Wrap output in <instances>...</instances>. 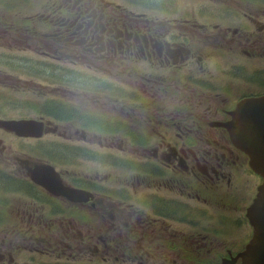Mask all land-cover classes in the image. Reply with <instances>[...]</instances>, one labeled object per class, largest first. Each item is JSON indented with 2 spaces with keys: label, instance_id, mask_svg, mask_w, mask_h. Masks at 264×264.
Instances as JSON below:
<instances>
[{
  "label": "flooded vegetation",
  "instance_id": "af4514ba",
  "mask_svg": "<svg viewBox=\"0 0 264 264\" xmlns=\"http://www.w3.org/2000/svg\"><path fill=\"white\" fill-rule=\"evenodd\" d=\"M60 2H64L58 6L64 16L58 32L52 31L53 21L49 17L31 16L27 24L11 28L17 32L31 31L39 21L48 25L47 37L54 42L53 48L48 50L55 57L53 61L73 65L77 70H92V75L87 90L63 78L54 88L48 89L0 71V87L33 92L42 97L52 96L55 100L49 103L63 110L75 103L82 111L78 114V109H75L72 116L67 112L62 127L54 130L56 137L63 140L61 170L58 165L49 162L57 171H62L60 178L58 176L62 184L61 194L51 195L43 188L38 190V187L21 183L29 182V172L21 166L22 158L31 167L43 162L28 154L17 155L11 148L3 147L1 154L6 156L4 163L15 161L23 176L18 177L19 181L1 177L2 183L11 181L16 185V196L20 197L15 199L14 196L6 197L4 192L0 194L3 198H0V202L6 203L0 209V264L95 263L92 259L99 261L103 251L108 253L107 258H101L103 264H112L118 260L115 257L118 255H124L128 261L138 264H180L182 256L184 260L194 263L206 258L210 264H215L217 257L221 264L231 261L244 250L245 241L231 249L211 241L208 248L205 246L209 237L200 236L199 240L191 241V246H178L175 235L181 228L188 229L193 224L194 219L189 217L195 218L196 211L205 222L208 220L207 226L215 232L224 233L229 228H237L238 218L230 226L220 222L214 224L212 220L215 214L210 209H216L221 214L226 212L225 216L239 217L254 200L259 181L251 172L247 195L237 196L231 189L233 175L242 172L248 160L232 145L227 132L221 127L231 118L226 106L230 105V110H233L239 99L256 94L253 91L250 95H242L239 85L228 84V79H232L235 74L242 83L244 71L234 64L228 78L227 70L217 65V74H221L228 83L213 86L212 82L202 84L196 81L195 70L190 67L183 81H172L179 85L174 86L179 91L192 93L193 96L186 102L189 110H168L161 105V99L157 104L149 105L148 99L152 98L147 86H152L148 82H154L155 79H149L148 76L140 79V70L137 68L140 63L155 61L161 68L171 66L164 53L169 47L168 40H165L167 33L162 32L166 27L151 28L148 24H141L146 19L143 16L128 17L122 11L115 12L113 19L108 21L95 6V0ZM222 5L228 9L239 8L242 18L251 23L252 29L240 32L235 26L228 30H218L216 26L215 31L205 29V36H201L202 26L198 27L189 61H197L201 64L200 71H207L209 75L215 70L207 67V63L219 57L217 53L220 50L237 52L243 48L248 52L247 48H250L249 53L255 54L257 50L260 54L263 52L264 56V0H229ZM228 31L234 35L229 44L225 42ZM179 55L182 58L183 54ZM124 63L129 65L118 71ZM101 74H108L114 82L103 92L88 90L96 87L97 83V86L100 85ZM160 80L166 81V78ZM259 81L264 82L263 79ZM197 95L203 98L199 99ZM208 101L213 102L209 104L211 107H216L213 114L208 112L210 108L203 112L195 110V107L199 109ZM217 108H225L221 111V118H217ZM46 126L51 134V124L47 123ZM0 137L3 138L1 134ZM101 153L108 160H100L98 165H108L112 170L111 176H80L79 168L94 161L97 154ZM133 154L145 158L146 163L149 159L146 167L154 168L157 178L154 170L146 171L144 178H138L135 175ZM153 160L156 166L151 163ZM4 163L0 167L1 174L7 168ZM117 168L121 175L117 174ZM105 181L114 184V187H106ZM50 188L53 189L52 186ZM69 189L82 190L88 195ZM67 190L69 193H64ZM139 191L143 194V200L136 205L132 197L126 194H138ZM40 192L55 198L54 207L47 214L43 206L45 195ZM148 196L156 198L158 202L153 213H148L149 210L144 208ZM12 198L13 203L8 209ZM194 203L198 206H194ZM60 205L62 208L58 207ZM176 209L179 211L177 220ZM57 210H62V231L72 234L71 237L66 235L65 241L42 242L47 246L35 245L37 243L28 240L19 242V228L30 224L29 219L39 220L40 217L51 216L49 221L56 224ZM168 215L172 216L169 218ZM5 217L13 219L6 220ZM30 230H34V227L31 226ZM71 240L73 244H70ZM17 244L22 246L18 248ZM74 246L77 252H74ZM122 249L129 250V254H120ZM69 251L75 256H71ZM184 252H190L191 256H185ZM31 256H38L37 261L31 260ZM236 264H240V261Z\"/></svg>",
  "mask_w": 264,
  "mask_h": 264
},
{
  "label": "rangeland",
  "instance_id": "374dc122",
  "mask_svg": "<svg viewBox=\"0 0 264 264\" xmlns=\"http://www.w3.org/2000/svg\"><path fill=\"white\" fill-rule=\"evenodd\" d=\"M8 1H10V0H3V2H5V3H7ZM11 1H13V2L21 1L22 3L21 4H15L14 8L10 9V10H8V9L0 10L1 13H7L8 14L9 12H22V13H25L26 16L27 15H34V14L37 16L40 14H45L46 12L50 11L52 8H54L56 6L57 3L60 2V0H35L36 1V8L30 9L28 11L27 8H24L25 4L30 3L34 0H11ZM97 1L101 2V3L104 2V0H97ZM161 1L165 2L167 0H161ZM173 2L175 4H171L170 7L164 6V8H160L158 10H155V11H157V13L153 14L155 16V18H159L160 15H165L164 20H168V22L170 23V25H166V30L168 31V33L175 31V27L171 24H175V25H177V24L173 23L172 21L181 19V16L179 17V15L183 10H187L189 12L190 16H195V15L197 17L203 16L205 19V18H208L211 16L212 10L216 7V6H214L212 8L206 9L205 11L201 12L199 9L194 10L192 7H188V6L180 8V5L176 4L177 3L176 0H173ZM199 2L208 3L209 0H197V3H199ZM117 3H119V2H117ZM127 4L130 7H132L133 9H135L136 11H138L134 6L129 4V2H127ZM114 7L115 6H113V8ZM220 15L221 14H217L216 16L218 18H220ZM11 18H15V17H11ZM17 18H18V16H17ZM187 19L190 20V19H194V18L189 17ZM169 20H172V21H169ZM2 21H3L2 16L0 15V24L2 23ZM15 22L18 23V19ZM38 23L39 22H37V24ZM109 23L112 24V22H109ZM231 23H232V18L229 15H226L225 17L221 18V20H220L221 25H228ZM156 25L157 24H153L152 27H155ZM149 26L151 27L150 24H149ZM243 26L245 27V32L252 29L251 26H248V25H243ZM190 38L192 39V36ZM221 54H222L221 58H223V59H222V63L220 65L223 66V70L224 69L227 70L228 78H229V74L232 70V65H234V64L238 65V66H240V64L242 65L245 62V58H243L242 55L239 53L232 55L231 53L227 52L226 49H223ZM219 59H220V57H215L214 59L211 60L210 69L215 70V72L211 75H205V77L207 79L213 78V81H211V82H212V84H215L216 86H224L225 83H228L227 80L221 74H217V72H216L217 63L220 61ZM1 61H2V59H1ZM255 61H256V63L253 64L249 60H247V62H249L253 65L246 63L247 67L252 71L255 70L256 68H261L262 64H263V61L261 59H255ZM128 65L129 64L124 63L117 70L118 71L123 70V68L127 67ZM69 68L71 70H76L75 66H73V65H69ZM42 69H44V68L42 67ZM241 69L244 71L243 75H245L247 73L246 70H244L243 68H241ZM84 71H86L88 73V76H86L87 77L86 79H80L81 76H76V77L72 76L70 79H65V81H69L73 85H75L79 88L87 89V86H88L89 81L91 79L92 70H90V71L84 70ZM174 71L175 70L171 66H170V68H168L167 73L164 75V77L166 78V83H165V85H163L161 87H159L154 82H148V83L152 84V86L151 85L147 86L148 88H150L149 94H150V96H152V99H148L149 105H155L161 99V105H163L168 110H171V111H187V110H189L190 107L187 105L186 102L189 99H191V97L193 95H192V93H189V92H185V91L181 92L176 87H174V86H179L177 84L172 83V81L175 80L172 76ZM65 73L66 72L63 71L61 74L63 75ZM61 74L58 75L57 77H61L62 76ZM162 74H163V70L159 69L158 65H154L153 62H149V71H148V75H147L149 79H152L156 76L162 77L163 76ZM82 78H84V77H82ZM246 79H247V76L245 75L243 82H242L243 84H242L240 82L239 77L236 76V74H235V76L232 79H228L229 80L228 84L235 83V84L239 85L240 87H242L241 91L245 92V94L249 91V88H251L254 92H256V89H260L257 84L254 85L256 89L254 87L249 86L248 83L245 81ZM260 80L262 81V78ZM144 81H146V80H144ZM263 81H264V77H263ZM32 82H34L35 84L41 85L38 82H35V81H32ZM111 82H114L113 78H111L108 74H101L100 85L97 86V84H98L97 83L96 87L90 88L88 90H91L93 92H103L105 88H108L110 86ZM143 84L146 85L145 82H143ZM42 86L44 87V85H42ZM261 88H264V86H262ZM134 89H136V88H134ZM4 90H8V88L0 87V94L5 92ZM6 95L8 97V100L13 101V103L18 99V97H17L18 95L14 96L11 93H6ZM197 96L199 99L203 98L202 96H199V95H197ZM29 97H31L30 94H28L27 97H24L21 95V98H24V99H28ZM184 97H185V99H184ZM44 100H45V98H41L40 100H38V102L41 104ZM209 104H213V102H211V101L205 102L203 107H201L199 109L197 107H195V110L196 111L199 110L200 112H203L205 109L210 108L211 110L208 112L213 114L216 107H214V106L211 107ZM42 106H43L45 112L48 114L55 111V108H53V106H51L50 104H48L46 102H43ZM72 106H74L75 109H78V111H77L78 114L80 112L82 113L81 109L79 107H77L76 104L75 105L73 104ZM10 108H13L14 110L10 109ZM8 109H10V110H8ZM7 110H8V112H6ZM192 111H194V109H192ZM38 113H39V110H38L35 102L32 99H30L29 101L19 99L15 103L14 107H11L10 104L6 100H3L2 96L0 95V116L14 117V114H15V115H28L31 118H34ZM57 114L59 116H66V113H64V112H57ZM217 114H218L217 118H221V114H219V113H217ZM0 134H2V136L5 139V143L12 149V151H14L18 154L27 153V154H30L35 159L36 158H42L43 160L53 162L54 164L58 165L59 170H61V160H62V143L61 142L63 141L61 138L56 137L52 134H49V136L47 138H45L43 141H33V140H18V139H15V136H12V135L9 136V135H7L5 133H1V132H0ZM94 148L97 149V147H94ZM117 156H119V153H117ZM5 160H6V156H2V154L0 153V167L2 166L1 164L3 162H5ZM100 160H103V161L106 160L107 161L108 158L104 157L102 153L97 154L96 159L94 161H92L88 164L82 165L79 168L78 173L80 174V176H98V175H100L101 177H105V178L110 177L112 170H110L108 165H105V166L102 165L101 167H99L98 161H100ZM5 166H7V168H4V173L2 175L11 174V175H14L17 177L23 176V174L18 170L19 168H18V165L16 163H4V167ZM245 168H247V164L244 166V169ZM58 172L60 174L62 171H58ZM71 174H73V173H71ZM117 174L121 175L118 168H117ZM250 180H251L250 176L245 175V173L243 171L240 172L238 175H233V179L231 182L232 183L231 189L233 190L234 193H237V196L247 195L249 192V189H250L249 183H248V181H250ZM2 182H4V181H1V176H0V194H2L3 192L5 193L6 189L9 188V186L6 183H2ZM105 185H106V187H114V184L107 182V181H105ZM40 189H42V187L38 188V190H40ZM40 193L45 195L46 199L44 198V200H46V202L43 203V206L45 207L46 214H47L49 211H51L53 209V207H54L53 203H54L55 198L51 197L49 194H47L45 192H40ZM6 194H9V193H6ZM21 195L26 196L24 194H21ZM126 195L131 196L132 199L134 200V202H136V205L140 204L141 200H143V194L141 192H138V194L128 193ZM17 197H20V196H14L13 198L16 199ZM13 198L9 201V203L7 205L8 209H10V206L13 203ZM1 199L3 200V198H1ZM47 199H48L49 203H47ZM5 205H6V203L4 201H3V203L0 202V209L4 208ZM58 207L62 208L61 205ZM60 211L62 212V210L56 211V216H55L57 219L56 224H53L52 222L49 221V218L51 216L40 217L39 220L32 218L33 219L32 223H37V228H36L37 232L36 233H35V231L31 232V234L29 235V242L37 243L35 245L47 246L48 244L42 243V242L51 243L52 241H55V240L56 241H59V240L65 241L66 235L68 237H71L72 234H66L62 231L61 216H60L61 212ZM182 214L185 215V212L183 210H182ZM214 214L218 215L219 212L214 210ZM223 214H225V213H223ZM244 216H245V212L242 215H240L239 217H235V216L222 217V218H227L230 220V223L224 224V225H229V226L233 225L234 221L238 218L239 219L238 227L232 229V230H235V232H232V230L229 232H226V233L210 231L209 232V235L211 236L210 239L212 240V239L217 238L219 241H221V238L226 239V242L223 245V246L226 245V247H232V246H238L239 247L241 244L244 243V241H248L249 236L247 234H250V229L248 228V224H246ZM189 219H192V217L190 216ZM219 219H220L219 217L213 216V223L218 222ZM47 222H48V224H47ZM193 222H196V220H193ZM201 223H204L203 219L201 220ZM24 229H25L24 227H21L20 228L21 232L25 231ZM184 232L185 231H180L176 234V239L178 242H180L182 240L183 236H185ZM188 232L191 233L192 231H188ZM37 233L40 235V237L36 236ZM174 233H172V234H174ZM73 236L75 237V235H73ZM23 237H25V235L19 237V242L24 241ZM75 239H76V237H75ZM73 240H74V238H73ZM73 240H71L70 244H73ZM38 243H41V244H38ZM21 246L22 245L17 244L18 248H20ZM73 248H74V252H77L76 251L77 247L74 246ZM119 253L120 254H123V253L129 254V250L122 249V250H120ZM133 253H134L133 254V256H134L135 252H133ZM69 254H72V253L69 251ZM71 256H75V255L72 254ZM100 256H101V258H107L108 253L103 251V253L101 252ZM37 257L38 256H36V257L31 256L30 259L37 261ZM85 257H87V256H85ZM115 257L118 259V263H116L114 260V262L112 264H138L136 262H132L131 260L128 261L127 257L124 255H122V256L118 255ZM101 258H99V261L92 259V261H94L95 263H89V262H84V263H87V264H98V263L103 264L101 262L102 261ZM183 260L180 261V264H201L202 261L210 264V260L206 259V258L204 260L200 259V261L196 262V263L189 262L187 260L183 261ZM85 261H88V260L86 259ZM89 261H90V259H89ZM155 264H160V263L158 262Z\"/></svg>",
  "mask_w": 264,
  "mask_h": 264
},
{
  "label": "crops",
  "instance_id": "0c3cea01",
  "mask_svg": "<svg viewBox=\"0 0 264 264\" xmlns=\"http://www.w3.org/2000/svg\"><path fill=\"white\" fill-rule=\"evenodd\" d=\"M119 2V3H117ZM129 4L134 6L138 11L130 7ZM161 0H104L103 3L97 1V6L100 11L105 15L106 19L111 18L117 11V8H121L122 12L132 16L143 15L147 16L146 19L156 14L160 9L159 5L162 4ZM182 2V0H180ZM189 4L192 5L194 0H188ZM21 1L13 2L8 1L7 3L0 0V10L13 9L15 4H21ZM113 6H115L113 8ZM28 11L36 8V1L26 3L25 7ZM2 23L0 24V71L7 72L14 76H18L23 80L35 81L44 85V88L52 89L53 86L57 85L58 82L63 78L70 79L72 76L85 77L84 70H71L68 65L63 63L54 62V56L49 49L53 48V41L47 37V33L44 30V23L38 26L39 34H37V24L31 29V31H16L11 26H23L28 23V18L34 15H25L22 12H9L1 13ZM18 16V18H17ZM15 17V18H11ZM18 19V23L15 22ZM35 28V29H34ZM43 51V52H39ZM2 59V61H1ZM143 66L146 67V64ZM42 67L44 69H42ZM142 67V64H141ZM65 71V74H61ZM61 77H57L58 75ZM59 78V79H58ZM78 78V77H77ZM56 79V80H55ZM4 96H7L3 92ZM12 95H18V100H28L21 98V95L27 97L28 93H11ZM51 98H53L51 96ZM75 105L71 103L70 105ZM14 119H21L27 117H13Z\"/></svg>",
  "mask_w": 264,
  "mask_h": 264
},
{
  "label": "water",
  "instance_id": "95a60500",
  "mask_svg": "<svg viewBox=\"0 0 264 264\" xmlns=\"http://www.w3.org/2000/svg\"><path fill=\"white\" fill-rule=\"evenodd\" d=\"M230 116L232 120L221 126L228 132L233 145L248 156L250 167L264 180V97L242 101ZM0 127L24 136L40 137L43 133V124L35 121L0 120ZM34 172L55 177L54 170L48 166ZM247 217L254 235L240 255L242 264H264V182L248 209Z\"/></svg>",
  "mask_w": 264,
  "mask_h": 264
},
{
  "label": "trees",
  "instance_id": "16d2710c",
  "mask_svg": "<svg viewBox=\"0 0 264 264\" xmlns=\"http://www.w3.org/2000/svg\"><path fill=\"white\" fill-rule=\"evenodd\" d=\"M45 15H50V17L56 16L58 19L61 18L59 12H55L54 8H52L50 11L46 12Z\"/></svg>",
  "mask_w": 264,
  "mask_h": 264
},
{
  "label": "bare ground",
  "instance_id": "6f19581e",
  "mask_svg": "<svg viewBox=\"0 0 264 264\" xmlns=\"http://www.w3.org/2000/svg\"><path fill=\"white\" fill-rule=\"evenodd\" d=\"M64 193H68V192H64Z\"/></svg>",
  "mask_w": 264,
  "mask_h": 264
}]
</instances>
